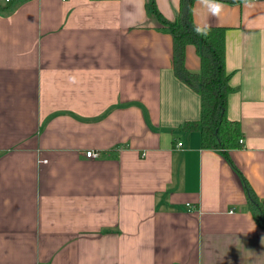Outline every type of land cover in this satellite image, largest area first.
<instances>
[{
  "label": "crops",
  "instance_id": "1",
  "mask_svg": "<svg viewBox=\"0 0 264 264\" xmlns=\"http://www.w3.org/2000/svg\"><path fill=\"white\" fill-rule=\"evenodd\" d=\"M147 2L0 0V264H264V0L211 20L243 134L229 160L184 129L201 98Z\"/></svg>",
  "mask_w": 264,
  "mask_h": 264
},
{
  "label": "trees",
  "instance_id": "2",
  "mask_svg": "<svg viewBox=\"0 0 264 264\" xmlns=\"http://www.w3.org/2000/svg\"><path fill=\"white\" fill-rule=\"evenodd\" d=\"M222 2L239 5L238 0ZM194 3L195 0H181L178 15L173 20H168L162 15L155 0H148L146 8L148 14L161 25L159 29L172 36L176 76L201 98L200 119L185 123L184 129L199 131L203 148L219 150L229 160L228 150L240 146L239 140L243 134L240 123L230 120L227 116L228 98L232 87L231 74L225 66L226 29L212 27L207 38L197 37L192 31L194 22L190 12ZM189 45L196 46L200 57L201 69L198 73H192L185 67V51ZM244 185L250 193L245 181ZM257 205L262 210V203L257 202Z\"/></svg>",
  "mask_w": 264,
  "mask_h": 264
},
{
  "label": "clouds",
  "instance_id": "3",
  "mask_svg": "<svg viewBox=\"0 0 264 264\" xmlns=\"http://www.w3.org/2000/svg\"><path fill=\"white\" fill-rule=\"evenodd\" d=\"M239 5H242L246 10L255 9L258 7V0H238ZM227 5L222 0H195V4L190 8V12L196 15L199 10H203L206 18L194 23L192 31L197 37L207 38L212 29V19L219 20L223 15ZM195 48V45H189Z\"/></svg>",
  "mask_w": 264,
  "mask_h": 264
},
{
  "label": "built area",
  "instance_id": "4",
  "mask_svg": "<svg viewBox=\"0 0 264 264\" xmlns=\"http://www.w3.org/2000/svg\"><path fill=\"white\" fill-rule=\"evenodd\" d=\"M7 1H10V0H7ZM240 143H243V141L240 140ZM178 145L181 146L182 143H179ZM85 156L88 159H97V158L100 157V152L99 151H94V150H88V151H86Z\"/></svg>",
  "mask_w": 264,
  "mask_h": 264
},
{
  "label": "water",
  "instance_id": "5",
  "mask_svg": "<svg viewBox=\"0 0 264 264\" xmlns=\"http://www.w3.org/2000/svg\"><path fill=\"white\" fill-rule=\"evenodd\" d=\"M262 206H263V210H262V211H263V213H264V201H263V203H262Z\"/></svg>",
  "mask_w": 264,
  "mask_h": 264
}]
</instances>
